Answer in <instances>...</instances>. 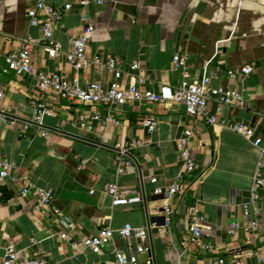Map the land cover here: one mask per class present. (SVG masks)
Here are the masks:
<instances>
[{
	"label": "crops",
	"instance_id": "0c3cea01",
	"mask_svg": "<svg viewBox=\"0 0 264 264\" xmlns=\"http://www.w3.org/2000/svg\"><path fill=\"white\" fill-rule=\"evenodd\" d=\"M79 1L49 0L57 7L72 4L53 33L63 50L70 48L69 38L81 31ZM89 1L86 12L94 28L89 34L88 57L119 60L124 85L136 82L129 66L137 61L149 76L142 87L153 89L181 82L172 63L176 53L186 57L191 82L200 80L208 63L214 73L211 85L235 87L246 102L243 110L224 106L219 116L254 127L264 141V0ZM31 5L32 0H0L1 52L18 50L23 38L41 36L26 17ZM31 60L36 72L45 70L80 86L90 82L105 86L113 78L97 65L76 70L64 56L50 58L39 46L33 47ZM246 64L252 68L250 74L235 79L226 76L228 69ZM5 66L0 58V111L19 121H0V159L11 164L9 176L0 180V260L8 241H14L19 250L18 264L35 252L47 256L46 264H114L116 253L126 252L118 236L99 254L77 252L70 239L58 236L67 231L64 222L72 221L71 238L91 235L103 226L130 223L143 227L146 235L141 243L149 249L137 254L138 264H210L217 257L230 262L235 256L243 264H262L264 186L251 202L259 150L249 140L220 124L192 120L177 103H74L52 89H40L33 75H16L4 71ZM39 101L52 109L42 126L31 122L34 103ZM216 106L210 103L212 111ZM94 114L101 120L91 122ZM106 116L114 121H104ZM149 118L156 122L153 131L146 125ZM188 125L194 128L190 142L194 169L184 176L170 203L171 212L165 215V202L153 188L183 174L177 138ZM132 140L140 144L130 147L131 166L119 172L123 167L116 160L119 148ZM149 176L157 178L156 184ZM26 180L51 191L48 207L37 206L32 195L20 194ZM110 184L130 190L140 201L113 204L106 192ZM192 201L198 202L203 215L202 240L210 244L208 249L190 240L187 205ZM54 209L61 215L54 214ZM252 220L255 226H249ZM233 223L237 229L229 233Z\"/></svg>",
	"mask_w": 264,
	"mask_h": 264
},
{
	"label": "built area",
	"instance_id": "2783aa9c",
	"mask_svg": "<svg viewBox=\"0 0 264 264\" xmlns=\"http://www.w3.org/2000/svg\"><path fill=\"white\" fill-rule=\"evenodd\" d=\"M80 16L81 31L69 38L70 48L63 50L60 42L53 38V33L56 26L61 22L63 14L68 12L72 4L66 2L62 7L52 5L49 0H32V5L26 11V17L29 25L38 27L41 36L39 38L26 37L22 39V45L18 50L10 52H1L0 58H3L6 66L4 71L11 70L16 75L29 74L33 75L36 80V85L40 89H52L59 96L66 98L74 103L81 104H116L123 105L126 102H172L183 106L185 113L192 120H201L207 125L220 124L241 134L245 139L249 140L259 150V160L257 161L256 176L253 186L250 190V201L258 198V191L264 186V175L262 168L264 167V141L262 137L255 132L254 127L244 124L241 121L229 120L226 117L219 116L222 108L228 107L237 110L246 108L245 98L240 90L231 86H213L211 79L214 73L208 70V63L203 68V73L199 81L191 82L188 80L189 73L187 68L186 57L178 53L172 57L174 69L179 71L182 80L176 85L159 84L157 89L152 87H142L149 76L141 68L137 61L130 63L131 71L135 72L136 82L124 85L121 82L122 71L119 68V60L108 58L102 61L98 56H87V44L89 34L93 31V22L91 16L86 12V7L89 5V0H80ZM99 3V2H98ZM34 46H39L43 52L50 58L64 56L76 70L85 66L97 65L99 69L106 68L112 75V80L107 85H102L99 82H90L85 86H80L76 82H70L60 75L51 74L45 70L36 72L31 60V51ZM251 66L246 64L238 70L228 69L226 76L235 79L238 76H246L251 72ZM217 104L214 111L210 109V103ZM52 113L51 107L45 102L39 101L34 103V114L31 122L42 126L43 118ZM101 120L98 114L92 115L90 121ZM114 121L110 116H106L104 121ZM0 121L13 124L19 121V118L12 116L5 111H0ZM80 121L85 122L83 117ZM90 123V122H86ZM146 125L148 131H153L156 122L153 119H147ZM90 127V124H89ZM41 133L46 134L42 129ZM194 133L192 125H188L182 130L181 135L177 138V148L182 156L184 172L182 175L176 176L172 182L163 186L155 185L153 193L162 196L165 204L163 211L165 215H169L170 203L180 191L184 176L189 175L194 169V157L191 154L190 142ZM140 142L132 140L119 148L116 156L118 163H122L123 167H119L118 171L123 172L131 166V160L128 158L130 147L139 145ZM11 170L10 162L2 158L0 159V180L9 176ZM149 181L156 184L157 178L149 176ZM106 192L110 194L113 204H130L140 201L137 195H131L130 190L119 189L116 185L110 184L106 186ZM22 196L32 195L37 199V206L48 207L52 200V193L48 189L40 188L27 180L23 182L20 189ZM187 220L191 230L190 240L193 244L200 246L202 249H208L209 243H204L203 237V215L200 212L199 204L196 201L188 203ZM247 207V205H245ZM264 210V207L262 208ZM53 213L61 215L54 209ZM67 231L58 232L61 239H70V244L77 252L88 250L93 254H99L104 246H106L114 236H118L126 244L125 253H116V262L114 264H138L137 254L147 252L148 247L143 246L141 240L145 237L146 231L141 226H134L130 223H124L118 228L103 226L95 233L82 237H72L70 231L74 229L72 221H65ZM256 221L252 220L249 226H255ZM237 229V224H231L229 233H234ZM247 229V227L245 228ZM136 240V241H134ZM249 251L247 255H251ZM19 250L14 241H8L4 246V255L0 260V264H18ZM259 261L264 264V258H259ZM47 256L38 252L34 256L24 260L22 264H46ZM210 264H243L240 257L235 256L230 262L224 257L214 258Z\"/></svg>",
	"mask_w": 264,
	"mask_h": 264
}]
</instances>
